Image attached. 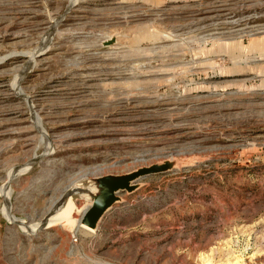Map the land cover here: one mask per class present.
Returning a JSON list of instances; mask_svg holds the SVG:
<instances>
[{"label":"rangeland","instance_id":"obj_1","mask_svg":"<svg viewBox=\"0 0 264 264\" xmlns=\"http://www.w3.org/2000/svg\"><path fill=\"white\" fill-rule=\"evenodd\" d=\"M0 264H264V0H0Z\"/></svg>","mask_w":264,"mask_h":264},{"label":"water","instance_id":"obj_2","mask_svg":"<svg viewBox=\"0 0 264 264\" xmlns=\"http://www.w3.org/2000/svg\"><path fill=\"white\" fill-rule=\"evenodd\" d=\"M115 42L116 36H113L104 41V44L108 45ZM193 161L194 159L172 157L149 165H142L125 173H109L96 177H83L80 181L68 187L61 198L55 203L51 213L55 217L57 210H59L70 198L73 199L77 206V200H80L82 202V207L80 206V210L76 211L80 217L78 224L89 226L97 230L106 212L110 210L116 202L122 200L120 195L121 191L132 192L140 186V180L144 177L174 170L189 165ZM88 202L90 205L86 208V203ZM84 209L85 211H83ZM42 226L46 227V223H43ZM74 228L75 226L69 229L74 230Z\"/></svg>","mask_w":264,"mask_h":264},{"label":"bare ground","instance_id":"obj_3","mask_svg":"<svg viewBox=\"0 0 264 264\" xmlns=\"http://www.w3.org/2000/svg\"><path fill=\"white\" fill-rule=\"evenodd\" d=\"M73 205H74V201H73L72 198H70L68 201L65 202V207H67V208H68V207H72ZM89 205H90L89 202L86 203V208H87ZM86 208H85V209H86ZM85 209H84V211H85ZM78 225L84 227L83 229H84V231L87 232V233H92L91 231L96 230L95 228H92V227H89V226L80 225V224H78Z\"/></svg>","mask_w":264,"mask_h":264}]
</instances>
